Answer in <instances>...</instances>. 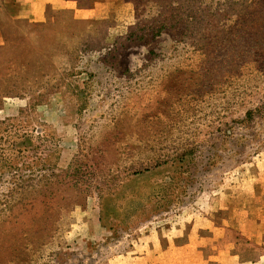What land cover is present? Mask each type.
Listing matches in <instances>:
<instances>
[{
    "label": "rangeland",
    "instance_id": "obj_1",
    "mask_svg": "<svg viewBox=\"0 0 264 264\" xmlns=\"http://www.w3.org/2000/svg\"><path fill=\"white\" fill-rule=\"evenodd\" d=\"M2 1L0 264H264V0Z\"/></svg>",
    "mask_w": 264,
    "mask_h": 264
},
{
    "label": "crops",
    "instance_id": "obj_2",
    "mask_svg": "<svg viewBox=\"0 0 264 264\" xmlns=\"http://www.w3.org/2000/svg\"><path fill=\"white\" fill-rule=\"evenodd\" d=\"M2 1V0H1ZM16 2L18 3V5L21 7V10L18 13V16L20 17H26L28 16L34 9V4L36 2V0H3L2 2ZM147 252V250H145V253ZM154 254H156V256L158 255L160 258H164V255H160L159 253H156L154 251H152ZM181 254H182V258H184L186 255H188L189 253L185 251V248H181Z\"/></svg>",
    "mask_w": 264,
    "mask_h": 264
},
{
    "label": "trees",
    "instance_id": "obj_3",
    "mask_svg": "<svg viewBox=\"0 0 264 264\" xmlns=\"http://www.w3.org/2000/svg\"><path fill=\"white\" fill-rule=\"evenodd\" d=\"M1 75H2L3 82L0 85V103L3 102L4 98L8 96L10 88L12 87L7 82V79L10 77V74H9L8 67L6 65L4 66V71Z\"/></svg>",
    "mask_w": 264,
    "mask_h": 264
}]
</instances>
